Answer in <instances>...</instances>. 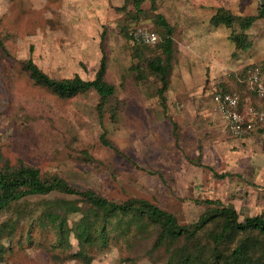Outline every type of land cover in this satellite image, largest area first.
<instances>
[{
	"label": "rangeland",
	"instance_id": "1",
	"mask_svg": "<svg viewBox=\"0 0 264 264\" xmlns=\"http://www.w3.org/2000/svg\"><path fill=\"white\" fill-rule=\"evenodd\" d=\"M139 1L0 0V168L34 167L115 203L145 200L182 226L198 221L206 201L232 205L240 221L264 217V128L234 137L212 103L220 90L236 92L247 105L259 103L246 76L254 66L264 73V19L246 32L250 46L244 50L229 40L239 33L238 21L230 28L210 23L221 10L236 19L256 15L264 0ZM157 14L173 29L164 101L149 63L165 56L158 46L133 45L129 36L144 27L160 39ZM103 56L104 79L116 92L102 116L95 91L62 98L24 69L31 60L52 79L89 81ZM55 199L77 209L66 216L63 244L50 224L38 222ZM83 208L79 198L61 194L13 204L0 216V264L181 261L184 241L161 240L159 228L143 222L125 231L115 216L107 242L94 241L79 257L72 230ZM240 240L237 235L228 246ZM204 243L199 236L197 244ZM252 253L264 263V243Z\"/></svg>",
	"mask_w": 264,
	"mask_h": 264
},
{
	"label": "trees",
	"instance_id": "2",
	"mask_svg": "<svg viewBox=\"0 0 264 264\" xmlns=\"http://www.w3.org/2000/svg\"><path fill=\"white\" fill-rule=\"evenodd\" d=\"M139 3L141 0L137 5ZM258 19H264V5L262 3H260L256 15L236 19L221 10L210 19V23L213 26L224 25L230 28L235 21H238L239 33L233 31L229 35V40L237 49L244 50L250 46L246 32ZM154 25L161 32L160 39L158 37V42L154 46L161 49L165 59L161 56L155 57L149 63V69L158 78L160 83L158 95L164 101L171 71L173 29L164 16L160 14L155 16ZM141 47L150 48L153 46L143 45ZM258 68L261 70L260 67ZM24 69L37 85L51 89L62 98L88 90L95 91L99 97L97 105L99 116H102L105 106L116 92V89L104 79L106 72L105 56L101 58L95 78L89 81L83 80L79 76L61 80L52 79L31 60L24 63ZM261 72L263 73L262 70ZM250 91L257 97L258 104L247 105L241 96L233 91L220 90L216 92L237 94L241 101V107L264 108L263 101L254 91ZM101 140L103 144L109 146L104 134L101 135ZM52 194L77 197L83 204L81 218L72 230L79 246L77 255L81 258L86 257V251L94 241L103 244L107 242L109 218L115 216L123 222L125 231H128L132 225H141L140 222H143L159 228L161 240L164 239L172 243L180 239L184 241L179 264H264L261 260L254 261L252 253L254 246L264 243V217L261 215L247 217L240 221L238 213L232 205H223L220 201H206L208 207L198 221L182 226L174 215L145 200L129 199L115 203L91 190L74 188L58 175L45 176L34 167L20 164L14 168H0V216L13 204H17L27 197H43ZM47 205L38 222L42 225L50 224L57 234L58 244H63L69 231L66 216L77 212L76 205L66 199L48 201ZM201 235L205 236L207 243L198 245L197 238ZM237 235L241 236V240L229 247L228 245H231L230 242Z\"/></svg>",
	"mask_w": 264,
	"mask_h": 264
},
{
	"label": "built area",
	"instance_id": "3",
	"mask_svg": "<svg viewBox=\"0 0 264 264\" xmlns=\"http://www.w3.org/2000/svg\"><path fill=\"white\" fill-rule=\"evenodd\" d=\"M133 45L154 46L158 42L157 34L148 28L137 27L130 32ZM250 90L254 91L264 103V74L258 67L251 68L246 77ZM214 109L226 123V128L234 137L242 138L258 128H264V108L241 107V101L235 93L213 94Z\"/></svg>",
	"mask_w": 264,
	"mask_h": 264
}]
</instances>
